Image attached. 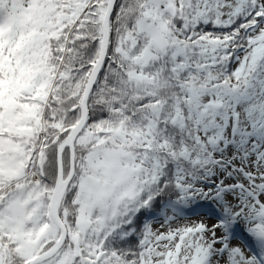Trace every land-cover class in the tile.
<instances>
[{
  "label": "trees",
  "instance_id": "trees-1",
  "mask_svg": "<svg viewBox=\"0 0 264 264\" xmlns=\"http://www.w3.org/2000/svg\"><path fill=\"white\" fill-rule=\"evenodd\" d=\"M152 1L115 2L106 58L87 100L88 122L78 137L83 142L77 140L73 146L75 174L58 209L59 217L65 216L62 223L69 234L59 255L75 246L71 235L75 233L79 207L73 198L76 183L88 175L83 173V179H79L82 157H92L96 148L119 146L138 161L151 160L156 166L150 169L146 165L150 178L140 179L143 186L123 222L110 233L102 232L96 237L88 234L81 239L86 241L80 243L73 264H151L152 249L147 244L152 226L164 219L183 218L200 208L215 209L208 196L196 189L197 182L206 183L205 177H213L209 170L214 167V158L201 140L203 128L193 113L194 105L187 104V97L192 90L202 97L221 88L230 90L235 83L234 66L251 45V32L264 24V15L258 13L257 0H245L242 15L221 23L214 15L208 19L197 17L203 0H164L175 11H165L159 17L164 24L158 27L164 46L146 59L145 54L153 51V38L142 25L150 23L146 14ZM46 2L56 6V16L48 15L49 29L40 45V61L30 59L26 63L18 57V42L30 38L34 30L30 25L20 32V37L13 35L11 53L5 47L9 40L0 43V62L10 57L14 69L24 77L43 76V82L31 87L32 92L17 95L26 104L22 111L26 117L24 126L32 134L24 144L26 155L32 158L41 145L33 168L38 181L33 182V175L29 174L31 161L25 164L22 179L0 178V191L5 189L0 209L10 193L23 188L25 195L32 192L36 197L47 198L44 212L49 214L48 195L57 180V148L80 120L87 80L101 53L103 19L109 0ZM16 19L12 20L13 31L19 28L14 23ZM209 42L217 47L208 49ZM3 139L21 141L12 135L0 140ZM69 161L66 147L62 154L64 179L69 175ZM217 194L214 198L219 202ZM30 228L27 233L37 235L45 227L40 222ZM51 243L54 242H47ZM17 247L13 237L0 228V264H26L30 259L20 255Z\"/></svg>",
  "mask_w": 264,
  "mask_h": 264
},
{
  "label": "rangeland",
  "instance_id": "rangeland-1",
  "mask_svg": "<svg viewBox=\"0 0 264 264\" xmlns=\"http://www.w3.org/2000/svg\"><path fill=\"white\" fill-rule=\"evenodd\" d=\"M257 2L259 15H264V0ZM245 5V0H203L198 5L197 17L208 19L209 15H214L223 23L226 18L242 15ZM174 9L164 0L152 1L146 14L150 23L142 25L153 38V51L145 54L146 59L163 49L164 38L158 27H164V24L159 22V17L165 11L173 13ZM55 11L56 6L46 0H0V32L4 36L0 43L6 44L9 40L4 45L11 53L13 35L20 37L30 25L34 30L28 40L23 38L18 42L21 43L18 57L26 63L30 59L40 61V45L49 29L48 15L56 16ZM13 18H18L14 23L19 25L20 31L12 30ZM250 39L251 45L238 56L234 66L235 83L230 90L221 88L205 97L190 90L186 101L194 105L193 113L203 128L201 140L214 158V167L209 170L213 177H205L206 183L197 182L196 189L208 196L215 209L200 208L183 218L177 216L172 221L169 219L152 226L147 244L152 249L151 264H264V24L251 32ZM207 46L211 49L217 44L209 42ZM10 59L5 57L0 62V137L12 135L21 141L0 140V178L20 180L25 176V164L30 161L29 174H34L41 145L32 158L26 155L24 144L32 134L30 128L24 126L26 117L22 111L26 104L17 95L32 92L31 87L36 82H43V76L24 77L14 69ZM226 103L230 106H225ZM230 111L233 112L229 115ZM92 154V157H82L84 162L79 179H83V173L88 175L81 183H76L73 198L79 207L75 233L71 235L75 246L61 255L57 253L46 261L47 264H73L80 252L77 250L80 243L86 241L81 239L86 235L96 237L117 229L132 210L143 186L140 179L150 178L146 165L150 169L156 166L151 160L138 161L119 146L96 148ZM32 180L38 181L35 176ZM4 191H0V198ZM217 192L219 202L214 198ZM46 199L36 197L32 192L25 195L21 188L10 193L0 209V228L13 237L20 255L28 259L37 257L41 251L47 252L60 236L50 215L44 212ZM40 222L45 228L37 235L27 233L32 230L31 225ZM49 241L54 243L47 244Z\"/></svg>",
  "mask_w": 264,
  "mask_h": 264
},
{
  "label": "water",
  "instance_id": "water-1",
  "mask_svg": "<svg viewBox=\"0 0 264 264\" xmlns=\"http://www.w3.org/2000/svg\"><path fill=\"white\" fill-rule=\"evenodd\" d=\"M115 2L116 0H109L107 4V9H106L104 19H103V39H102L101 53H100V57L98 61L96 62L95 66L93 67L89 75V78L86 84L83 99L81 102L80 120L78 124L76 125V127L71 132V134L63 142H61L57 148V180H56L55 187H54V190L50 198L49 212L53 220V223L58 227V229L61 232L60 238L50 250L31 259L27 264H41L42 262L53 258L60 251V249L62 248L66 240V230L58 216V208L74 176L73 146H74L75 141L79 137L80 132H82V130L84 129L85 125L88 122L87 121V117H88L87 100H88V97L90 95L92 88L95 85L97 76L106 58L108 43H109L110 18H111V15H112V12L115 6ZM65 147H68L70 151V171H69L68 178L66 180H63L62 154H63Z\"/></svg>",
  "mask_w": 264,
  "mask_h": 264
},
{
  "label": "bare ground",
  "instance_id": "bare-ground-1",
  "mask_svg": "<svg viewBox=\"0 0 264 264\" xmlns=\"http://www.w3.org/2000/svg\"><path fill=\"white\" fill-rule=\"evenodd\" d=\"M81 133H82V132H80V134H81ZM65 148H66V147H65ZM74 173H75V169H74ZM63 180H66V179H63ZM170 220H171V219H170ZM172 220H173V219H172ZM172 220H171V221H172ZM164 221H167V220L164 219V220L159 221L158 223H160V222H164ZM55 226H56V225H55Z\"/></svg>",
  "mask_w": 264,
  "mask_h": 264
}]
</instances>
